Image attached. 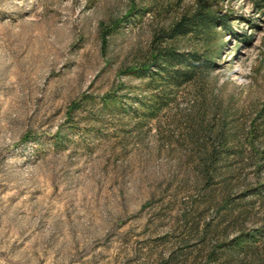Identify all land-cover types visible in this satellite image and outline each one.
<instances>
[{"label":"rangeland","instance_id":"374dc122","mask_svg":"<svg viewBox=\"0 0 264 264\" xmlns=\"http://www.w3.org/2000/svg\"><path fill=\"white\" fill-rule=\"evenodd\" d=\"M255 1L0 0V264H198L241 228L218 221L222 206L247 210L244 228L264 221ZM199 8L227 23L164 42L212 68L171 91L130 73ZM164 91L173 97L156 116L103 104ZM201 121L228 135L210 175Z\"/></svg>","mask_w":264,"mask_h":264},{"label":"trees","instance_id":"16d2710c","mask_svg":"<svg viewBox=\"0 0 264 264\" xmlns=\"http://www.w3.org/2000/svg\"><path fill=\"white\" fill-rule=\"evenodd\" d=\"M255 5L264 12V0H256ZM223 23H227V21L202 8L192 14L183 15L170 28L153 39L149 55L140 64L132 67L129 70L130 73L140 77H150L153 83H158L157 87L161 83L163 87L166 85L168 91L196 79L199 74L212 68L215 62L201 53L184 52L164 41L189 34L197 35L206 31L207 28L223 25ZM164 93L167 96H134L130 105L127 104L128 98L123 96H106L103 97V104L112 111L125 112L136 103L139 107H134L132 110L135 115L156 116L172 100L173 96H169V92L164 91ZM199 125L198 128L193 129L194 133L197 132L201 135L196 141L198 148H202V151L199 152V164L203 174L210 175L219 171L218 164L227 151L228 135L225 131V124L219 129L205 125L203 121ZM207 136L213 138L211 148L205 141ZM229 203L231 204V202ZM229 205L222 206L224 210L226 208L228 210L220 213L218 221H224L228 226L241 228L232 237L223 240L219 246L210 248L204 259L198 264H264V221L255 228H244V222L248 217L247 210L235 214L228 208ZM208 225L210 226L211 223L205 225L203 238L208 232L213 231H210Z\"/></svg>","mask_w":264,"mask_h":264}]
</instances>
